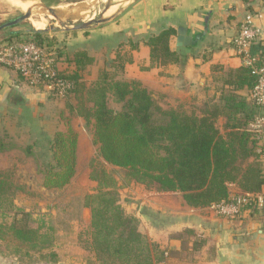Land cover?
<instances>
[{"label":"trees","instance_id":"1","mask_svg":"<svg viewBox=\"0 0 264 264\" xmlns=\"http://www.w3.org/2000/svg\"><path fill=\"white\" fill-rule=\"evenodd\" d=\"M253 1L248 0L251 11ZM176 32L174 27L162 23L138 40L130 39V45L136 49L139 41L145 42L150 50V67L185 65L189 55L170 47ZM26 40L56 50L55 38L41 31H33ZM251 55L264 59L260 43L251 47ZM59 56L57 51L56 78L70 84L61 97L65 110L60 114L68 129L57 131L50 138L51 161L39 168V173L48 189H60L70 183L76 174L78 147V135L71 119L82 118L91 129L97 157L103 160H91L89 177L97 183V188L82 198L83 207L91 209L89 238L84 241L100 264H160L167 256L166 250L141 232L138 217L125 212L117 180L107 172L104 162L126 169L130 184L158 193H181L192 208L262 193L264 159L257 151L259 139L251 127L259 113V107L250 98L257 82L251 65L225 70L220 77L223 86L218 98L187 109L184 104L165 106L163 98H157L140 81L123 78L126 64L133 61L127 53L118 51L115 58L99 68L93 80H88L87 75L95 58L87 50L76 49L66 59L65 68L59 67L62 61ZM217 69L220 67H213ZM45 85L32 86L47 90ZM242 90L249 94H242ZM111 102L120 105V109L113 108ZM221 117L225 118L223 131L217 126ZM8 149L9 144L0 135V153ZM233 185L237 193L231 197ZM23 190L14 180L13 170L0 171V212L15 213L10 225H0V237L7 239L4 236L7 230L19 245L29 244L34 248L37 230L27 224L29 213L15 205L17 192ZM245 208L253 214H264L255 201L242 210Z\"/></svg>","mask_w":264,"mask_h":264},{"label":"crops","instance_id":"2","mask_svg":"<svg viewBox=\"0 0 264 264\" xmlns=\"http://www.w3.org/2000/svg\"><path fill=\"white\" fill-rule=\"evenodd\" d=\"M253 5L255 25L260 33L257 44H261L264 54V2L255 0ZM248 11V0H134L126 6L122 17L98 24L99 36L96 39L88 36V41L77 49H85L95 58L90 71L95 66L99 70L115 58L118 51L127 53L133 61L126 64L123 78L140 81L154 95L163 97L165 106L188 104L197 108L218 98L223 86L220 77L225 70L243 65L232 41ZM162 23L176 29L170 47L174 51L182 49L179 51L189 55L185 65L150 67V50L145 42L139 41L138 48L132 49L130 39L155 30ZM181 26L192 38L190 46L178 44ZM107 38L124 43L115 45L102 61L98 50L101 41ZM253 51H256L254 47ZM214 66L220 69L213 70ZM96 76L97 73L93 79ZM48 102L60 104V114L65 110L63 99L30 85L14 69L0 66V120L11 113L21 125H28L37 120L39 106ZM78 118L73 117L74 129ZM224 123L225 118L218 119L217 126L222 131ZM236 192L233 185L230 196ZM149 193L159 199H145L146 211L139 214L143 223L140 230L166 250V259L160 264H264V214L245 212L239 218L230 219L217 214L213 206L192 208L178 197L176 203L173 202L178 192ZM155 212L158 216L152 214ZM160 214L161 219L157 220Z\"/></svg>","mask_w":264,"mask_h":264},{"label":"rangeland","instance_id":"3","mask_svg":"<svg viewBox=\"0 0 264 264\" xmlns=\"http://www.w3.org/2000/svg\"><path fill=\"white\" fill-rule=\"evenodd\" d=\"M78 1L90 4L87 14L79 17L71 16L60 21L48 13L52 17L44 15L46 23L43 29H37L29 19L24 20L0 31V45L7 41L26 40L33 31H41L43 35L55 38V49L60 52V59L62 58L59 67H66L68 65L66 59L78 46L88 41V36L90 39H96L99 36V30H96L99 27L98 24H93L83 30H71V28L83 22L99 19L102 15L108 19L107 21L118 19L123 16L126 6L134 0L121 2L116 0H95L94 2L91 0H37L36 2L57 7L65 4L73 5V3H79ZM109 3L116 7H112L105 14L106 5ZM19 6L15 0H0V25L28 11ZM115 8L116 10H113ZM34 18L41 21L36 14ZM138 37L139 35L136 39ZM122 43L124 42L119 39L116 42L109 38L102 40L98 50L101 60L103 61L104 56L106 58L111 54L115 45ZM97 71L98 67L95 66L93 71L91 70L87 75V79H93ZM161 100L164 102V99ZM111 106L120 109V105L113 102ZM184 106L187 109L193 108L188 104ZM60 110V104L48 102L39 106L37 120L30 121L28 125H21L16 116L11 117V113H9L10 116L0 121V135L9 144V149L0 153V171L13 170L14 180L24 187L23 191L17 192L15 205L17 209L29 213L27 224L37 230L34 248L29 244L19 245L17 240L12 239L8 231L4 230V236L7 239L0 237V264H100L93 253L87 249L88 242L84 241L89 238L91 209L83 207L82 198L87 193H93L97 188V183L89 177L91 160L93 158H98V161L102 162L103 160L97 157L98 150L93 144L91 129L86 127L82 118L79 117L74 121L79 142L76 174L70 183L60 189H48L43 186V175L39 173V168L51 161L50 137H53L57 131L68 129L66 121L60 116ZM221 126L220 123L219 127ZM29 147L30 150L27 149ZM104 167L117 180L120 203L127 214L138 217L140 229L143 223L139 214L146 211L145 199L149 197L156 201L159 196L151 195L149 192L152 190H147L143 186L128 183L126 169L106 162H104ZM176 197L183 198L178 192L174 195L173 202L175 203L178 199ZM14 214L13 211L7 214L0 212V225H10ZM152 214L158 216L157 212ZM161 216L160 214L157 220L161 219Z\"/></svg>","mask_w":264,"mask_h":264},{"label":"built area","instance_id":"4","mask_svg":"<svg viewBox=\"0 0 264 264\" xmlns=\"http://www.w3.org/2000/svg\"><path fill=\"white\" fill-rule=\"evenodd\" d=\"M261 1L264 2V0ZM259 35V30L255 25V13L249 10L232 42L243 64L251 65L257 77L256 85L250 92V98L259 107V113L251 127L259 139L257 151L264 159V59L251 55V47L259 41ZM57 59L56 50H48L34 41H7L0 45V66L20 72L31 85L46 83L45 88L48 91L63 97L70 84L66 80L56 78ZM252 201L256 202L258 208L264 209V193L256 196L234 197L215 204L213 207L217 214L236 219L245 212L251 211L249 208L242 209L250 205Z\"/></svg>","mask_w":264,"mask_h":264},{"label":"bare ground","instance_id":"5","mask_svg":"<svg viewBox=\"0 0 264 264\" xmlns=\"http://www.w3.org/2000/svg\"><path fill=\"white\" fill-rule=\"evenodd\" d=\"M18 2L19 5L23 10H27V12H31L33 15L30 17V22L32 23L33 26L37 27V29H43L45 28V20H44V15H47L49 17H52L54 15L56 18H58L60 21H64L66 18L71 17V16H80V15H85L87 14L88 8H90V4L88 2H79V3H73L70 5H59L55 7L54 9L56 10V14H48L46 9L41 7L39 5L40 2H36L37 0H15V2ZM95 0H91V2H94ZM110 1V0H109ZM116 1H124V0H116ZM36 2V3H35ZM90 2V3H91ZM124 3V2H123ZM92 4V3H91ZM105 4V3H104ZM117 4V3H116ZM19 6V7H20ZM112 7H116L115 5H110V7L106 10L105 14L108 13ZM113 10H116L113 9ZM112 12V11H110ZM113 13V12H112ZM38 15L41 18V21L34 18V15Z\"/></svg>","mask_w":264,"mask_h":264},{"label":"water","instance_id":"6","mask_svg":"<svg viewBox=\"0 0 264 264\" xmlns=\"http://www.w3.org/2000/svg\"><path fill=\"white\" fill-rule=\"evenodd\" d=\"M41 7H43L44 9H46V11L50 14H56V10L54 9L55 6H51L45 3L39 4ZM110 3L106 5V10L110 7ZM104 12V13H105ZM103 13V14H104ZM32 16L31 12H26L25 14L17 17L16 19H13L11 21L5 22L3 24L0 25V31L8 28V27H12L15 26L17 24H19L20 22L24 21V20H28L30 19V17ZM108 19L105 18L103 15L102 17H100L99 19H93L90 20L88 22H83L82 24H78L75 25L73 28H71V30H83L85 28H88L89 26L93 25V24H102L105 23ZM178 44L184 45V46H190L192 43V38L190 36L187 35V29L183 26L178 28Z\"/></svg>","mask_w":264,"mask_h":264}]
</instances>
